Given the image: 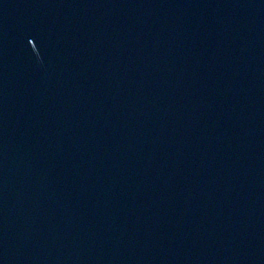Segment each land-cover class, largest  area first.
Masks as SVG:
<instances>
[{
	"label": "water",
	"instance_id": "water-1",
	"mask_svg": "<svg viewBox=\"0 0 264 264\" xmlns=\"http://www.w3.org/2000/svg\"><path fill=\"white\" fill-rule=\"evenodd\" d=\"M0 264H264V0H0Z\"/></svg>",
	"mask_w": 264,
	"mask_h": 264
}]
</instances>
